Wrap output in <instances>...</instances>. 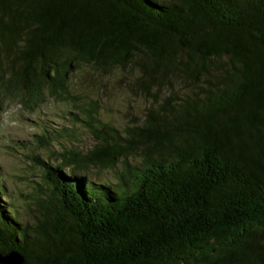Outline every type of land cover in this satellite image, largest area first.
<instances>
[{
	"label": "trees",
	"instance_id": "obj_1",
	"mask_svg": "<svg viewBox=\"0 0 264 264\" xmlns=\"http://www.w3.org/2000/svg\"><path fill=\"white\" fill-rule=\"evenodd\" d=\"M84 68L136 71V89L155 103L162 87L170 93L125 146L86 113L99 138L91 150L65 151L58 166L36 158L48 193L32 221L6 206L0 185V254L22 264H264V0H0V109L74 99ZM135 148L139 163L124 159L118 184L76 173L112 169Z\"/></svg>",
	"mask_w": 264,
	"mask_h": 264
},
{
	"label": "rangeland",
	"instance_id": "obj_2",
	"mask_svg": "<svg viewBox=\"0 0 264 264\" xmlns=\"http://www.w3.org/2000/svg\"><path fill=\"white\" fill-rule=\"evenodd\" d=\"M137 75L136 71H115L102 77L84 68L72 80L70 95L74 99L69 97L66 102H60L47 97L33 109H26L15 101L3 105L0 109V185L8 203L2 200L6 206H13L22 221H32L41 212L38 201L48 193L43 168L36 158L58 166L61 153L68 150L86 153L98 143L99 138L82 121L87 119L86 113L93 117L92 124L98 133L107 136L111 144L125 146L128 143L124 139H130L129 131L140 126L148 109H157L170 93L169 88L162 87L155 103L151 95L136 89ZM175 91V95L182 96L179 85ZM153 92L155 89H150V94ZM124 159L131 167L135 166L140 160L139 149L128 150L112 169L85 166L76 173L91 182L118 184ZM64 171L71 170L66 167Z\"/></svg>",
	"mask_w": 264,
	"mask_h": 264
},
{
	"label": "water",
	"instance_id": "obj_3",
	"mask_svg": "<svg viewBox=\"0 0 264 264\" xmlns=\"http://www.w3.org/2000/svg\"><path fill=\"white\" fill-rule=\"evenodd\" d=\"M24 259L16 252H9L5 255L0 254V264H22Z\"/></svg>",
	"mask_w": 264,
	"mask_h": 264
}]
</instances>
